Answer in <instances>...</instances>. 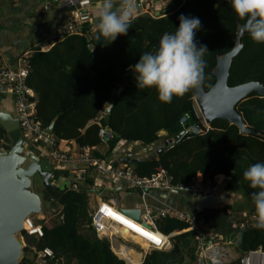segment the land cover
<instances>
[{
	"label": "trees",
	"instance_id": "1",
	"mask_svg": "<svg viewBox=\"0 0 264 264\" xmlns=\"http://www.w3.org/2000/svg\"><path fill=\"white\" fill-rule=\"evenodd\" d=\"M159 11L158 17H136L127 35H119L111 43L102 37L97 40L93 30L85 36H67L47 52L35 49L29 58L27 83L35 93L36 118L46 127L55 121L53 134L58 145L75 141L81 149H93L92 154L102 160L113 161L111 156L123 143L130 144L126 149L128 153L133 144L147 146L152 152L140 154L137 151L140 161L129 164L141 177H151L162 169L174 183H189L198 175L207 179L225 175L228 180L219 189L224 191L220 195H241L249 206L245 209L225 203L200 215L208 232L218 239L223 238L236 250L237 258L228 264H242L249 253H264V230L254 227L253 218L255 206L251 194L258 189H252L243 178L250 166L264 163V97L252 93L237 105L247 125L255 130L254 134L244 135L236 125L224 120H215L209 127L198 120L193 112L197 89L181 98L174 96L171 103H161L155 88L140 90L134 71L127 74L129 66H134L142 54L158 49V42L165 33L176 31L183 14L201 21L195 41L208 49L203 57L206 67L202 83L208 91L216 81L212 71L217 57L233 49L238 24L245 21L236 16L230 0H168V5ZM96 22L94 19V24ZM84 28L89 31L90 25L85 24ZM242 43L243 49L231 68L229 85L234 87L252 81L264 85V43L252 40L248 32ZM124 79L126 87L120 93L114 92L119 91ZM113 101L111 112L105 115ZM186 115L190 116L187 126L197 124L202 133L184 134L179 141L167 146L166 141L174 140L185 130L180 121ZM102 129L113 135L105 144L100 138ZM2 141L8 151L10 140L0 127V144ZM30 146L40 156L36 145ZM100 146L108 147L105 154L96 148ZM132 159L136 158L132 156ZM113 162L121 166V162ZM93 181L88 177L84 186L90 188ZM63 186L45 188L44 196L51 204L50 224L42 225V237L22 235L25 241L36 240L34 246L27 243L24 264H37V254L47 248L54 256L47 258L46 264H127L121 259L134 264L140 261L141 256L127 246L121 251L134 262L128 261L115 247L119 259L111 242L98 236L92 223L88 191ZM157 228L164 234H179L171 238L170 250H154L146 255L142 264H195L199 244L195 231H185L188 223L165 217L158 221ZM123 235L126 240L133 239L129 233ZM134 240L141 243L136 237ZM141 244L145 246L144 241Z\"/></svg>",
	"mask_w": 264,
	"mask_h": 264
},
{
	"label": "built area",
	"instance_id": "2",
	"mask_svg": "<svg viewBox=\"0 0 264 264\" xmlns=\"http://www.w3.org/2000/svg\"><path fill=\"white\" fill-rule=\"evenodd\" d=\"M157 3H159L158 0H136L137 17L141 15L157 17L159 13ZM91 9V0H78L75 8L70 12L69 23L58 30L53 35V38L60 41L70 35L85 36L86 34H90L95 29L94 17L90 12ZM85 24L90 25L89 31L84 28ZM88 37L91 39L90 36ZM29 58L30 54H23L17 59L15 65H8L6 60L0 58V96H11L13 98L15 116L19 120L20 127L27 141L33 145L46 146L49 149V157L52 164L55 162L58 165H65L68 173L73 177V181L67 183L71 186V189L82 191L78 185L84 186L87 178L91 176L94 181L90 185V188L84 186L90 190V194H94L95 191L101 190L106 184H109L113 187H129L131 190L139 193L143 200L146 199L150 192L155 190L196 198L200 195L217 194L221 186L228 180L222 174L215 176L213 179H207L202 175H198L192 182L174 183L172 177L164 169L151 177H141L136 174L132 167H129V164L122 163L123 165L121 166H115L112 161L96 158L92 154L93 149L91 148L86 147L79 152H76L75 149H63L62 145H58L54 134L49 131L48 127L44 126L36 118L37 103L35 93L27 83L30 74ZM114 92H117V90H114ZM193 112L198 120L204 122L196 104ZM189 118L190 116L186 115L180 121V125L185 128L182 136L184 134H201L202 130L197 124L187 126ZM206 126L209 127L210 125ZM112 137V133L108 130L102 129L100 131L102 144L108 142ZM65 143L68 144L67 142ZM135 146L142 147L140 144H133L132 149ZM147 150L148 147L146 150H136V153L140 151V154H144ZM6 151L2 141L0 153ZM52 181L57 186L56 177L53 176ZM101 199V202L92 208L93 227L101 239H108L111 242L114 250L115 247L129 246L127 245L128 240L117 229L121 225H118L115 220L108 218L110 213H115L127 219L128 223L136 224L142 227L144 231L152 232L160 241L159 244H154L139 236L134 230H130L129 234L131 236L147 244L146 248L143 247L145 253L141 263H143L146 255L154 250L168 251L172 248L171 238L179 233L164 234L157 228L158 221L165 217L176 218L186 222L189 224V228L185 231L196 232L195 238L199 244L197 264H228L237 258L236 250L230 243H225L223 238L218 239L214 233L207 231L204 219L199 211L156 210L148 205H141L139 206L143 210L141 219L140 221H136L123 213V208L119 205L117 199ZM24 227L23 234L38 237L43 236L42 225H36L33 218L27 219ZM53 256L54 254L51 249H44L37 254L36 263L46 264L47 258H52ZM242 264H264V253L262 251L251 252L243 258Z\"/></svg>",
	"mask_w": 264,
	"mask_h": 264
},
{
	"label": "water",
	"instance_id": "3",
	"mask_svg": "<svg viewBox=\"0 0 264 264\" xmlns=\"http://www.w3.org/2000/svg\"><path fill=\"white\" fill-rule=\"evenodd\" d=\"M166 3L167 0H159V8L164 7ZM246 33L245 23H239L233 49L217 57L216 66L212 71L216 78L215 84L208 91L201 84L196 90L195 103L206 125H211L215 120H224L236 125L242 134L250 135L254 134L255 130L247 125L243 115L237 111V105L252 93L264 97V85L257 81L234 87L229 85L231 68L234 59L243 49L242 38ZM132 73L133 71L130 70L127 76ZM126 85L127 81L124 79L118 92L120 93ZM113 106L114 101L104 114L108 115ZM54 123L55 121L48 127L51 133H54ZM0 127L5 130L10 140V149L0 153V264H23L26 244L22 234L25 221L41 214L51 205L43 191L37 189L35 179L39 176L43 179L45 188H55L50 183L53 164L32 151L14 114L1 110ZM181 137L182 133L174 140L166 141V145L179 141ZM140 149L146 150L147 146H135L122 163L140 161V159H132L136 150ZM64 184L71 188L67 183ZM63 185L60 188H63ZM78 186L82 191L91 193L84 186ZM120 201L118 200L123 213L133 220L140 221L142 208L128 207ZM229 201L230 198L224 195H200L196 197V209L199 212L216 209Z\"/></svg>",
	"mask_w": 264,
	"mask_h": 264
},
{
	"label": "clouds",
	"instance_id": "4",
	"mask_svg": "<svg viewBox=\"0 0 264 264\" xmlns=\"http://www.w3.org/2000/svg\"><path fill=\"white\" fill-rule=\"evenodd\" d=\"M230 3L236 16L245 21V28L252 40L264 43V0H230ZM137 12L136 0H101L96 12V39L100 40L102 37L111 43L119 35H127ZM200 26L199 18L182 14L176 31L173 34L165 33L154 53L142 54L134 66H129L136 74L138 89L155 88L159 102L171 103L174 96L181 98L200 87L206 67L203 57L208 52L206 45L198 46L195 41V33ZM243 178L252 189H258L251 194L255 206L254 227L264 230V163L250 166L244 171ZM56 180L57 186L52 179L50 183L59 188V179ZM112 250L121 259L113 247ZM121 260L130 264L124 259Z\"/></svg>",
	"mask_w": 264,
	"mask_h": 264
},
{
	"label": "crops",
	"instance_id": "5",
	"mask_svg": "<svg viewBox=\"0 0 264 264\" xmlns=\"http://www.w3.org/2000/svg\"><path fill=\"white\" fill-rule=\"evenodd\" d=\"M78 0H0V58L6 60L8 65H15L17 59L23 54H33L35 49L41 48L42 51L51 50L58 40L53 35L66 26L70 21V12L75 8ZM101 0H91V15L97 19V5ZM159 3L157 7L159 8ZM166 5H168V0ZM165 5V7H166ZM157 8V10H158ZM11 112L15 115L14 101L11 96H0V111ZM122 147L111 156L113 161L121 162L125 160L128 153L127 148ZM40 157L46 158L51 162L49 149L46 146H38ZM63 149H72L79 152L81 148L75 141L66 144L62 143ZM101 154L108 150L106 146L96 147ZM122 151L124 154H122ZM126 152V153H125ZM139 155L134 158L140 159ZM112 161V162H113ZM111 162V161H110ZM54 167V173L57 172L60 186L64 183L71 182V176L65 167ZM56 174V173H55ZM125 197L122 198L121 196ZM121 198L124 205L128 207H139L148 205L153 209H171L182 212L197 211L196 198L183 194H173L155 190L149 193L145 200L139 193L131 190L129 187H113L106 184L103 189L97 190L90 194V203L95 202L97 206L103 199ZM231 198V197H230ZM44 218V217H43ZM42 218V219H43ZM122 247L117 248L122 254ZM146 248V246H143ZM141 256L140 261L130 260L127 254L124 257L134 264H140L145 253L139 245L129 247ZM237 254V253H236ZM238 256V254H237ZM133 264V263H130Z\"/></svg>",
	"mask_w": 264,
	"mask_h": 264
},
{
	"label": "rangeland",
	"instance_id": "6",
	"mask_svg": "<svg viewBox=\"0 0 264 264\" xmlns=\"http://www.w3.org/2000/svg\"><path fill=\"white\" fill-rule=\"evenodd\" d=\"M167 6V5H166ZM165 7V6H164ZM119 75H120V77H121V79L123 78V73L122 72H120L119 73ZM123 83V82H122ZM122 85V84H121ZM120 85V86H121ZM194 100H195V98H194ZM123 146H125L124 148H129V146H130V144H125V145H123ZM122 147V146H121ZM150 151H151V149H148L146 152H145V154H149L150 153ZM139 156H141V155H139ZM51 160V159H50ZM53 162V161H52ZM53 165L55 166V167H65V165H58V164H56L55 162H53ZM56 174H54L56 177H58V173L57 172H55ZM71 181H73V177L71 178ZM35 184H36V187H37V189L38 190H40V191H43V193H45V187L43 186V179L41 178V177H36V179H35ZM224 193V191L221 189V190H219L218 192H217V194L218 195H220V194H223ZM122 198H124L125 196L124 195H122L121 196ZM120 200H121V198H120ZM122 202H123V200H121ZM124 203V202H123ZM229 204L231 203V204H235L236 206H238V207H243V208H245V209H247V207L249 206V202L243 197V196H241V195H234V196H231V198H230V201L228 202ZM125 204V203H124ZM91 205V211H92V208L93 207H95L96 205H95V202L94 201H92V203L90 204ZM224 205V204H223ZM126 206V205H125ZM52 212H51V207H49V208H47V209H45L41 214H38L37 216H34L33 217V220H34V223L37 225H45V224H50V217L52 216V214H51ZM51 215V216H50ZM44 217V218H43ZM43 218V219H42ZM24 239V241H25V238H23ZM138 240H140V239H138ZM35 239L34 238H31V239H27L26 241H25V244L26 245H28V244H31L32 246H34L36 243H35ZM141 241V243H142V240H140ZM28 243V244H27ZM140 242H137L136 240H134V237H133V239H130V240H128L127 241V245L128 246H132V245H139L140 246V248H143V245L141 244ZM147 246V245H146ZM195 264H197L196 262H195Z\"/></svg>",
	"mask_w": 264,
	"mask_h": 264
},
{
	"label": "bare ground",
	"instance_id": "7",
	"mask_svg": "<svg viewBox=\"0 0 264 264\" xmlns=\"http://www.w3.org/2000/svg\"><path fill=\"white\" fill-rule=\"evenodd\" d=\"M116 217H121V216H119V215H117V214H115V213H110L108 218H110L111 220H115V221L117 222L118 225H121V226H118L117 229H118L119 231H123L122 234H124V233H129L130 230H134L135 232H137V234H139V236H141V237L144 238L145 240H148L149 242H153L154 244H157V243L155 242V240L149 238V237L151 236V237H155L156 240H158V238H157L152 232L144 231V230L142 229V227H140V226H138V225H136V224H133V223H128V224H131V225H135L136 228H140V229L142 230V231L138 232V231L135 230V228H133V227H129L128 224H125V223L123 222V221H127V219H125V218H123V217H121L122 219H117ZM145 232L148 233V236H145V235L143 234V233H145ZM146 245H147V244L145 243V246H146ZM146 247H147V246H146Z\"/></svg>",
	"mask_w": 264,
	"mask_h": 264
},
{
	"label": "snow or ice",
	"instance_id": "8",
	"mask_svg": "<svg viewBox=\"0 0 264 264\" xmlns=\"http://www.w3.org/2000/svg\"><path fill=\"white\" fill-rule=\"evenodd\" d=\"M117 219H122L121 217H116ZM125 224H128V221H123ZM128 226L129 227H133V228H135V230L136 231H138V232H140V231H142L140 228H136L135 227V225H131V224H128ZM145 236H148V233H143ZM150 239H153V240H155V242L157 243V244H159L160 243V241L159 240H156V238L155 237H149Z\"/></svg>",
	"mask_w": 264,
	"mask_h": 264
},
{
	"label": "flooded vegetation",
	"instance_id": "9",
	"mask_svg": "<svg viewBox=\"0 0 264 264\" xmlns=\"http://www.w3.org/2000/svg\"><path fill=\"white\" fill-rule=\"evenodd\" d=\"M45 159H46V158H45ZM54 174H55V173H54V171H53V176L56 177ZM53 176H52V177H53Z\"/></svg>",
	"mask_w": 264,
	"mask_h": 264
}]
</instances>
